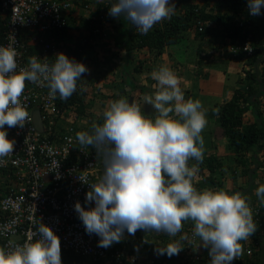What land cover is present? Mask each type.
Returning a JSON list of instances; mask_svg holds the SVG:
<instances>
[{"label":"clouds","instance_id":"9594fccd","mask_svg":"<svg viewBox=\"0 0 264 264\" xmlns=\"http://www.w3.org/2000/svg\"><path fill=\"white\" fill-rule=\"evenodd\" d=\"M68 1L71 8L64 25L67 30L70 26H76L72 19L80 24L90 19L91 15H96L97 19H101L98 18L101 15L104 19V13L94 12V0ZM84 5H88V8ZM247 6L251 16H258L264 8V0H248ZM75 11L78 15L74 18ZM175 11L176 6L170 0H111L108 14L113 18L123 17L139 34L146 35L158 23L170 20ZM241 18L244 17L241 15L238 20ZM98 32L101 33V29ZM183 33L185 40H194L190 30ZM99 35L82 40L78 52L89 46ZM82 36L73 34L62 40L58 35H46L59 51L54 62H42L39 56L33 55L28 58L27 66L20 68L17 50L12 45L0 46V158L12 154L15 146V141L8 138L5 125L8 128H22L29 120V113L21 102L26 81L44 84L49 89V95L55 98L59 94L60 100L71 97L77 89L81 90L79 94L82 102L76 103L77 108L92 100L93 111L103 113L101 122H94L91 129L86 130L90 128L89 118L76 113L77 108H60L58 98L56 106L59 112L50 131L53 139L56 136L59 141L60 136L57 135H61V139L64 136L75 137L82 150L95 148L97 155L102 157L103 174L99 181L89 184L80 177L83 183L89 184L85 203L91 204L94 201V207L85 208L79 201L74 205L86 233L100 237L98 246L108 248L119 243L124 238L125 230L133 236L147 234L150 240L142 245L143 254L147 255L157 249L158 253H166L170 257L166 264H186L178 260L187 257L186 252L184 255L180 251H189L188 239L192 234L197 241L201 261L202 255L207 253L205 257L210 259V264L241 263L239 261H242L245 246L257 230L248 197L256 189L255 195L264 204V184L252 190L250 186L253 183L244 184V181L237 192L211 191L216 184H211L207 179L209 170L203 166L202 161L207 154L215 153L221 158L222 172L229 177L237 174L238 179L243 167L247 165L250 170H255V184L264 181V146L259 145L262 140L252 144L246 151L237 152L219 125L221 106L233 97L235 91L239 94L237 100L243 104L244 111L239 116L242 125L255 119H264V76L261 73L264 51L253 65L257 86L260 88L252 95H247L246 88L250 80L245 78L244 73L252 70V65L245 63L246 56L243 59L237 57V51L240 48L244 50L245 42L251 46L249 38L242 44L227 41V44H204L198 47L194 43L181 68L185 76L181 80L154 52H145L146 47L124 57L114 51L110 69L114 71L113 79L119 89V94L114 97V94H106L104 91L87 92L83 88V76L89 72L85 65L87 60L81 58L80 53L79 61H76L71 56L72 52L65 49L68 44L74 47L75 40ZM200 48L203 49L202 53ZM254 51L253 47L250 53H245L251 54ZM204 53L212 54L210 58H213L209 62L201 61V54ZM82 56L85 57L84 53ZM230 61L234 70L230 67ZM242 63L246 67L242 68L241 73L240 70L236 72ZM116 65L123 66L125 73L116 69ZM224 66V71H218V68ZM145 68L148 69L144 75L145 82L135 83L130 77L131 73L140 74ZM212 70L218 75L217 78H222L216 80V99L212 103L207 100L206 105H202L199 100L187 98L193 90H199L201 94L204 92L205 89L198 86L196 79L201 77L205 84ZM122 75L125 78L123 82ZM127 80L137 87L132 89ZM141 86H145V89L141 90ZM150 91L154 94L145 95ZM245 96L249 100L243 101ZM146 113H150V117ZM40 121L41 128L33 118L37 130L43 131L45 128ZM205 128L214 130V134L220 135L223 141L217 144L214 135V146L204 154L202 132ZM239 154L243 162L237 161ZM36 235L37 239L16 245L11 250L0 247V264H62L61 242L52 228L40 221ZM262 247L264 243L256 245L255 252H261ZM246 254H249L247 258L251 257V253ZM62 255L63 264L93 262L80 253L63 252ZM173 255L174 259L171 260ZM70 257L75 259L68 260ZM161 258L164 261V257Z\"/></svg>","mask_w":264,"mask_h":264},{"label":"built area","instance_id":"2783aa9c","mask_svg":"<svg viewBox=\"0 0 264 264\" xmlns=\"http://www.w3.org/2000/svg\"><path fill=\"white\" fill-rule=\"evenodd\" d=\"M84 7L87 9L88 5ZM70 8L68 0H0V46L12 45L17 50L18 68L26 67L33 55L51 64L59 51L46 35L61 31ZM90 19L96 20L97 16L91 15ZM243 49L251 52L249 42H245ZM58 98L59 94L55 98L50 96L44 84L26 81L21 102L29 120L22 128L5 125L15 146L12 154L0 158V247L11 250L37 239L36 227L41 221L60 239L62 264L63 252L80 253L93 261L83 264L97 261V264H166L170 259L166 253L153 251L143 257L141 247L150 240L147 234L133 236L125 230L119 243L102 248L98 246L100 237L86 233L74 205L79 201L85 208L94 207V201L87 204L85 197L89 184L99 181L103 174L102 157L95 148L82 150L75 137L53 139L50 129L59 112ZM36 109L46 130L39 131L33 124L32 113ZM188 244V252L180 251L184 255L186 252L187 257L178 261L200 264L197 241L192 234ZM244 251L251 252L246 246Z\"/></svg>","mask_w":264,"mask_h":264},{"label":"trees","instance_id":"16d2710c","mask_svg":"<svg viewBox=\"0 0 264 264\" xmlns=\"http://www.w3.org/2000/svg\"><path fill=\"white\" fill-rule=\"evenodd\" d=\"M96 3V10L98 12L104 13V19H96L91 21L89 24L87 21L79 24L82 25V27L85 29L84 35L81 38H77L75 40V46L72 47L71 45H66L65 49L68 51L70 50L71 56L76 61H79L80 53L78 52V48L81 47L82 40L87 39V37H94L100 32L98 30L102 29L104 21H109L111 24L115 23V19L113 17L110 18L109 12V5L111 3V0H94ZM199 3H197L196 0H170L171 3H174L176 6L175 14L172 16L170 20H165L153 27L151 31L148 32L146 35H141L139 32L135 29L134 26H132L128 21L127 24V36L129 40L128 49L133 54L134 49H141L143 47H146L145 52L153 53L154 55L160 56V54L164 51V48H176L175 52L178 51L179 54H184L185 51V36L183 32H186L190 30L193 33V38L195 40V45L200 47V45L207 44L210 45H222L227 44V41H229L231 44H242L243 41L248 37L251 42V47H254V52L251 54H246L245 50H242L241 48L237 51V57L238 59H243V57L246 58V62L248 64H251L252 70L244 71L245 78L249 79L250 81L247 83V95H252V93H255L260 88L258 85V82H256V72L254 71L253 65L254 63H257L258 55L262 54L264 51V8L261 10V14L258 16H251L249 14L248 10V0H198ZM247 6V7H245ZM243 16L244 18H240V16ZM120 19V18H116ZM73 24L76 25L75 19L71 20ZM240 22V23H239ZM214 23V24H213ZM78 24V23H77ZM97 29V33H94L93 30ZM2 21L0 20V39L2 37ZM66 26L63 28L61 32H52L53 36H60L62 40H64L65 37L73 36V34H70L67 32ZM184 47V48H182ZM202 53L203 49H199ZM174 53V50L171 49L169 55H172ZM210 55H206V53L201 54V61L209 62L212 58H210ZM175 57V56H174ZM220 57V56H219ZM176 58V57H175ZM179 58V57H178ZM177 58V59H178ZM235 61V60H233ZM141 63V62H140ZM189 65H192L190 63ZM136 69V68H135ZM262 75L264 76V66L261 71ZM121 81H125L124 76L122 75ZM130 78V77H129ZM122 82H120L121 87H123ZM78 83V82H77ZM127 84L131 86L132 88L137 87L132 81L127 80ZM119 85V82H118ZM263 85V84H262ZM78 86V84H77ZM141 90L145 89V86L140 87ZM81 90H76L72 94L71 97L67 98L66 100H59L58 105L60 108H63L67 106V108H77V104H80L82 102V98L80 96ZM238 92H234L233 97L230 98L229 101H226L221 106L220 111V122L219 125L222 128L223 134L227 138L229 143L234 144V148L237 152L246 151L247 149H250L256 142H258L260 139L262 141L259 142V145L264 146V119L261 120H253L250 123H247L245 125L241 124V119L239 116L244 111L243 104L239 102L238 99ZM249 100V97L245 96L243 98V101ZM254 104V102H253ZM94 105V102L92 100H89L87 105L82 106L80 108L76 109V113L79 112V114H82L83 116H86L89 118V127L86 130L91 129V125L95 123H100L103 119V113L101 114V111L99 113H96L93 111L92 106ZM103 107V106H102ZM259 112V110H257ZM257 112V113H258ZM145 115L150 117V113H146ZM208 135L209 140L207 141L205 138V135ZM54 134V133H53ZM56 135V134H54ZM214 135H216L217 144L222 143L223 139H221V136L218 134H214V130L212 129H206L203 130L202 136L204 139V154L211 149V147L214 146ZM59 140L61 139V135ZM55 140H58V138L55 136ZM214 150V149H213ZM239 154L237 161L243 162V157ZM203 166L209 170V176L208 180L215 182L216 186L214 189H211V191H219V190H225L229 192H237V189L240 187V184L237 183L238 179L242 177L240 180L242 182L245 181L244 184L253 183L250 187L255 189L256 186L264 184V181H259L260 184H255L256 174L255 170H250L249 166L246 165V167L242 169L241 173L242 175L239 176L238 179H236L237 174H231V177L234 181H236L233 185L232 190L226 189L220 180L219 175L223 174L222 172V161L221 158L217 156L215 153L207 154V156H204ZM201 162V163H202ZM246 161L243 165H245ZM191 166V164L189 165ZM263 177V176H262ZM261 178V177H260ZM236 179V180H235ZM256 190V189H255ZM254 192L250 193V196L248 197V202L252 208L253 211V218L255 222L257 223V230L256 232L250 237L251 241H248V244L246 247H248L251 250V257L247 258L246 253L243 254L242 261H239L241 263L246 264V261L248 264H261L260 259L261 255H259V252H255V246L262 245L264 243V204H261L260 200L257 198ZM201 191V190H200ZM244 195V194H243ZM254 210L257 212L254 214ZM260 211V212H259ZM206 249V248H205ZM155 249L154 251H156ZM207 252V251H206ZM149 253V252H148ZM204 255V254H203ZM202 255V261L200 260L201 264H210V259H208V254L206 253L205 256ZM143 256H147L146 253L143 254ZM75 257H70L68 260H74ZM174 259V255L171 256V260ZM98 261L96 262V264ZM232 264H235L232 262Z\"/></svg>","mask_w":264,"mask_h":264},{"label":"crops","instance_id":"0c3cea01","mask_svg":"<svg viewBox=\"0 0 264 264\" xmlns=\"http://www.w3.org/2000/svg\"><path fill=\"white\" fill-rule=\"evenodd\" d=\"M73 2H79L78 0H72ZM95 8H96V3H95ZM78 10V8L76 9ZM94 12H98L96 9H94ZM79 11H81L79 9ZM73 15V17L75 18L78 15V12L75 11ZM81 17V16H80ZM111 18V16H110ZM115 19V23L111 24L109 21H105L103 24V27L101 29V33L100 35L92 42L90 43L89 46H85L83 47V49L80 50L81 53V58H86L87 63H85V65L88 67L89 72L84 74V85L83 88L87 91V92H94V91H104L106 92V94H114V95H118L119 91L117 86L115 85V81H114V71L110 69V63L112 61V54L115 53L117 55H121L122 57L124 56H129V49H128V45H129V40H128V36H127V24L126 22H124V18H120V19ZM123 19V20H122ZM122 21V23H125L126 27L124 29V34L121 32L122 31V27H124V25H118L116 24L117 22ZM80 23H76V26L74 27H69L68 31L70 34H80V35H84L85 29L82 27V25H79ZM112 26H114V28H116V32L117 35L116 36H112ZM115 32V33H116ZM113 38V39H112ZM112 40V42H111ZM125 43L127 46H125ZM112 45V46H111ZM122 46L119 47L118 46ZM176 50V48H168V54L170 53V51ZM140 51L138 49H134V52ZM84 53V56L83 55ZM173 53V52H172ZM167 54V53H166ZM167 54V56H168ZM164 55L161 57V59H163ZM171 60V62H173L174 65L179 66L181 68H183V66L185 65V61L187 60V55L186 52L184 51V54L179 56V58H175L172 55L168 56ZM190 59V56H188ZM162 62H164L162 60ZM230 67L234 70V65H230ZM226 68V66H224L222 68V70L224 71ZM116 69H121L122 70V74L125 73V68L121 65H116ZM180 72H183L182 69L178 68ZM232 71V70H231ZM226 73V71H225ZM141 75L135 74V73H131V78L135 80V83H138V81H141ZM92 78V79H90ZM209 79V78H208ZM198 86L200 85L202 88L207 89L210 87V84L208 82H205V84L202 83V79L201 77H197L196 79ZM133 89V88H132ZM222 93L223 94V89ZM132 91V90H131ZM154 94L153 91H150V93H147L145 95H152ZM261 264H264V247L261 248ZM263 256V257H262Z\"/></svg>","mask_w":264,"mask_h":264},{"label":"rangeland","instance_id":"374dc122","mask_svg":"<svg viewBox=\"0 0 264 264\" xmlns=\"http://www.w3.org/2000/svg\"><path fill=\"white\" fill-rule=\"evenodd\" d=\"M123 20V19H122ZM85 21H87L88 22V24L92 21L91 19H86ZM124 22H127V20H125L124 19ZM116 24H122V25H124V27H122V33L124 34V29H125V27H126V25H125V23H122V21H120V22H117ZM112 32H114V33H112V36H116L117 35V30H116V28H114V26H112ZM116 32V33H115ZM125 35V34H124ZM113 39V38H112ZM111 42H112V40H111ZM194 43H195V41L194 40H185V48L184 47H182V48H184L185 50H186V55L193 49V45H194ZM126 44H128V43H125V46H127ZM112 46V45H111ZM119 47H122L121 45L120 46H118V48ZM168 49H167V47L166 48H164V51L162 52V54H160V59H161V57L164 55V57H163V63L164 64H166V66L167 67H169L170 69H172L175 73H176V75L180 78V80L181 79H183L185 76H184V72H180L179 71V69L178 68H180L181 69V67H180V65L179 66H175V65H173V62H171L170 60V58L168 57L169 56V54H168V51H167ZM178 51H180V53H181V49L179 48V50ZM178 51L177 52H174L173 53V56H175L176 58H178L179 56H181V55H183V54H179L178 53ZM168 54V56H167V54ZM140 57H142V56H140ZM144 58H148V57H144ZM132 64V63H131ZM229 64L230 65H233V63L230 61L229 62ZM243 65V66H242ZM242 65L241 64H239V67L236 69V72H238L239 70H240V73H241V71H243L242 70V68L245 66L244 65V63H242ZM246 67V66H245ZM220 70H222L221 68H218V71H220ZM147 71H148V69L147 68H145V69H143V72L142 73H140V74H138V75H141L142 74V76H141V81L139 80V82H142L143 81V83L145 82V74L147 73ZM213 72L212 73H209L207 76L210 78L209 80H207V81H205V82H208L209 84H210V87L209 88H207V89H205L204 90V92L201 94L200 93V91L198 90V91H195V90H193V92H191L189 95H188V97L187 98H191V99H194V100H199L200 102H202V105H206V101L208 100L209 101V103H212L215 99H216V95H215V90H217L218 89V87H217V81L216 80H218V79H220V78H217L218 77V75L217 74H214L215 72H214V70H212ZM210 75H211V77H210ZM207 77V78H208ZM206 78V79H207ZM222 79V78H221ZM221 82H222V80H221ZM116 83V82H115ZM129 89V88H128ZM119 90V89H118ZM122 94H126V92H122ZM116 95H114V97H115ZM217 101V100H216ZM260 108H261V106H260ZM206 129V128H205ZM205 138H206V140L208 141L209 140V138H208V135H207V132H206V135H205ZM223 161H224V159H223ZM227 163V162H226ZM219 177H220V179H221V182H222V185L226 188V189H228V190H232V188H233V185L235 184H240V186L243 184V182L241 181V180H239L238 179V181H237V183H236V181H234L231 177H229L228 176V174H221V175H219ZM241 179V178H240ZM210 183L211 184H214V182H212V181H210ZM206 186H208V185H206ZM210 186V185H209ZM237 186V185H236ZM239 186V185H238ZM201 189H203V190H206V188H201ZM251 192H253V191H251ZM259 255H262V252H260L259 251ZM263 257V256H262ZM261 260L262 259H260V262H261Z\"/></svg>","mask_w":264,"mask_h":264},{"label":"water","instance_id":"95a60500","mask_svg":"<svg viewBox=\"0 0 264 264\" xmlns=\"http://www.w3.org/2000/svg\"><path fill=\"white\" fill-rule=\"evenodd\" d=\"M33 118H34V122L35 124L41 128V121H40V118H39V112L38 110H35L34 113H33Z\"/></svg>","mask_w":264,"mask_h":264},{"label":"bare ground","instance_id":"6f19581e","mask_svg":"<svg viewBox=\"0 0 264 264\" xmlns=\"http://www.w3.org/2000/svg\"><path fill=\"white\" fill-rule=\"evenodd\" d=\"M214 24V23H213Z\"/></svg>","mask_w":264,"mask_h":264}]
</instances>
